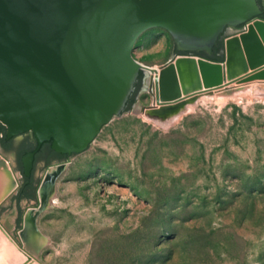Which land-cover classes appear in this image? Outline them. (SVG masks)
Wrapping results in <instances>:
<instances>
[{
    "label": "rangeland",
    "instance_id": "374dc122",
    "mask_svg": "<svg viewBox=\"0 0 264 264\" xmlns=\"http://www.w3.org/2000/svg\"><path fill=\"white\" fill-rule=\"evenodd\" d=\"M176 54L149 29L131 57L158 69ZM141 80L85 151L51 174L37 166L38 202H20L16 235L20 173L0 153V264H264V84L198 96L162 125L142 111L154 104Z\"/></svg>",
    "mask_w": 264,
    "mask_h": 264
},
{
    "label": "water",
    "instance_id": "95a60500",
    "mask_svg": "<svg viewBox=\"0 0 264 264\" xmlns=\"http://www.w3.org/2000/svg\"><path fill=\"white\" fill-rule=\"evenodd\" d=\"M260 12L255 0H0L5 140L30 132L36 149L49 142L68 158L85 151L121 113L139 72L154 104L144 110L156 115L232 84H264ZM241 25L223 38L221 62L176 54L157 72L131 57L149 29L166 31L178 52L210 55L219 35ZM32 157L20 159L26 177Z\"/></svg>",
    "mask_w": 264,
    "mask_h": 264
},
{
    "label": "flooded vegetation",
    "instance_id": "af4514ba",
    "mask_svg": "<svg viewBox=\"0 0 264 264\" xmlns=\"http://www.w3.org/2000/svg\"><path fill=\"white\" fill-rule=\"evenodd\" d=\"M255 3L259 7V10L261 11L260 14L258 15V17L261 18L262 10H263L261 3L260 5H258L256 0ZM178 53L180 55H195L196 53H200V52H178ZM142 87H143V83L141 80L138 91ZM0 129H1L0 153L2 155L6 153L10 154L17 166L18 172L20 173V181L18 182L15 191L8 197V204H7L8 205L7 207H11V208L13 207L15 209V219H14L15 227L13 229V233L16 235V231L22 228L21 224H22L23 210L21 209L20 202L24 200L26 203V208L27 209L29 208L28 210L30 211L32 208L36 207V204L38 202L36 195H37V190L39 191L41 184L39 182L40 180L39 176L35 175V170L37 169V166L38 168H40V171L41 170L44 171L47 167L53 164L64 162L68 158V156L54 154L49 148V142L42 143L36 149L35 140L30 132L21 134L16 137L8 138L5 140V128L1 124H0ZM45 145H48V148ZM21 152L23 153L19 155ZM31 152L33 153L31 168L28 172V176L26 177L22 174L20 159L24 154ZM50 153L53 154L54 156L49 161H47V158L49 157V155H51ZM32 198H33V204H28L30 202V199ZM4 206L6 207V205H3V207ZM3 207L1 206V209Z\"/></svg>",
    "mask_w": 264,
    "mask_h": 264
},
{
    "label": "trees",
    "instance_id": "16d2710c",
    "mask_svg": "<svg viewBox=\"0 0 264 264\" xmlns=\"http://www.w3.org/2000/svg\"><path fill=\"white\" fill-rule=\"evenodd\" d=\"M256 2H257L258 5H260L261 0H256ZM261 18L264 19V10H262ZM221 35L218 36L216 44L211 49V54L210 55H206V54L200 52V53H196L193 56L204 58V59L212 61V62H221L222 59H223V56H222V54L220 52L222 50V40L224 38ZM141 79H142V75L139 72L138 75H137L136 81H135V83L133 85V89H132L131 93L128 95L127 100H126V102L124 104V107H123V110L121 111V113H123L125 111H128L130 109L131 105L133 104L135 95L138 92V89H139V86H140ZM45 146H47V148H48V145H45ZM23 152H21L19 155H21ZM53 156H54L53 154L49 155V157L47 158V161H49L51 158H53Z\"/></svg>",
    "mask_w": 264,
    "mask_h": 264
},
{
    "label": "bare ground",
    "instance_id": "6f19581e",
    "mask_svg": "<svg viewBox=\"0 0 264 264\" xmlns=\"http://www.w3.org/2000/svg\"><path fill=\"white\" fill-rule=\"evenodd\" d=\"M143 66V65H142ZM157 72H158V69H156ZM156 77V75H154ZM153 76V77H154ZM233 86V84H232ZM201 96H207V95H200L199 97ZM209 96V95H208ZM191 105V103L183 106V107H180L178 108L176 111H173V112H168L167 114H164V115H156V114H152L150 112H147V110H144L143 113L146 117H148L149 119H152L153 121H156L162 125H165V124H169L171 123L172 121H174L178 116H180L181 114H183L185 111H187V107ZM2 234L3 236H5L4 232L2 231Z\"/></svg>",
    "mask_w": 264,
    "mask_h": 264
},
{
    "label": "crops",
    "instance_id": "0c3cea01",
    "mask_svg": "<svg viewBox=\"0 0 264 264\" xmlns=\"http://www.w3.org/2000/svg\"><path fill=\"white\" fill-rule=\"evenodd\" d=\"M232 33H233V34H236V33H238V32H237V31H236V32L234 31V32H232Z\"/></svg>",
    "mask_w": 264,
    "mask_h": 264
},
{
    "label": "built area",
    "instance_id": "2783aa9c",
    "mask_svg": "<svg viewBox=\"0 0 264 264\" xmlns=\"http://www.w3.org/2000/svg\"><path fill=\"white\" fill-rule=\"evenodd\" d=\"M245 26H242V30H244Z\"/></svg>",
    "mask_w": 264,
    "mask_h": 264
}]
</instances>
